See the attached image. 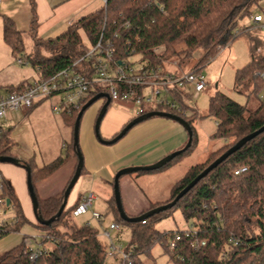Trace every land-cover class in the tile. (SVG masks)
Masks as SVG:
<instances>
[{"label": "trees", "instance_id": "obj_1", "mask_svg": "<svg viewBox=\"0 0 264 264\" xmlns=\"http://www.w3.org/2000/svg\"><path fill=\"white\" fill-rule=\"evenodd\" d=\"M262 1L108 0L106 6L103 4L96 11L68 25L58 35L42 38L38 35L36 1L30 0V29L27 32L20 31L11 17L3 15L2 35L15 56L25 51V37H31L32 48L26 59L37 68L40 78H48L73 65L87 53L90 46L97 43L101 35L103 44L108 41L113 47L118 61L138 56L149 66L167 68L166 63L172 60L181 68L195 59L191 70L200 72L222 47L251 29L253 23L246 25L243 21L252 19L258 13L255 9L260 7ZM253 41L251 59L236 71L234 82L235 89L245 94L248 101L251 96L260 97L264 85V50L257 51L261 47L264 49V39L255 36ZM156 48L160 50L156 51ZM87 66H90V62L85 60L76 65L80 71ZM24 85L21 82L17 86H10L7 91H14ZM98 93L92 94L89 100ZM155 110L172 112L189 121L194 145L195 113L185 115L176 110ZM78 112L62 116L73 127V132ZM209 115L217 123L214 137L224 140L221 151H213L211 160L210 155L206 161L189 168L185 176L172 187L171 198L165 203L172 201L191 180L242 137L264 125V100L252 109L248 102L241 104L217 90L210 97ZM10 132V128L3 129L0 126V155H12L10 144L13 138ZM21 160L31 166L33 184L49 176L61 164L59 159L38 168L30 161ZM244 165L248 166V170L236 175L235 170ZM84 169L83 166L81 175ZM3 181L4 189L0 197L10 199L8 208L14 209L16 220L5 227L7 235L19 232L24 223L31 221L26 218L13 187ZM38 200L40 214L50 219L58 212L64 193L45 199L38 197ZM76 205L68 206L67 203L61 216L50 226L42 225L37 220L32 222L43 230L40 236L43 244L49 247L48 252L36 261H31L22 241L0 255V264H123L119 256L113 259L107 257L103 241L98 237L99 227L87 223L77 225L69 221ZM111 206L114 221L131 227L134 232V240L125 247L133 260L132 264H145V259L153 256L152 250L156 246H161L163 253L168 256L166 264H264V132L210 171L174 207L147 217L144 224L141 221L123 220L114 198ZM176 207H181L186 220H193L196 232L192 236H183L172 250L169 242L175 238L176 232L182 230L159 232L151 224ZM47 236L53 239V243L47 240ZM203 240L205 245L195 246Z\"/></svg>", "mask_w": 264, "mask_h": 264}, {"label": "rangeland", "instance_id": "obj_2", "mask_svg": "<svg viewBox=\"0 0 264 264\" xmlns=\"http://www.w3.org/2000/svg\"><path fill=\"white\" fill-rule=\"evenodd\" d=\"M99 3L101 6L103 5L102 0ZM256 11L264 13V0L261 2L260 7L255 9ZM3 15L6 14L0 11V91L1 93H7V89L10 86H17L21 82L25 84L33 83L40 78V74L37 68L28 63L26 59L32 48L31 37H25V51L17 56L12 53L11 48L3 40ZM246 22V25H248L249 19L243 21V23ZM257 25H253L250 27L251 29L227 43L214 58L202 67L200 72L205 77L206 86L196 98L191 97V103L195 108L192 109V112H188L189 115L194 113L197 115L193 122L196 132L194 145L185 153L174 158L170 165L163 169L129 173L120 178L122 202L129 216H138L152 208L166 204L165 202L171 198L172 183L183 178L192 166L206 161L213 151L220 150L224 140L214 137L217 123L209 115L210 97L217 90L228 94L241 104L248 102L249 107L252 109L257 108L261 100H264V85L260 91V97L251 96L249 101L245 94L239 93L234 87L236 71L244 67L251 59V53L254 51L253 38L260 36V38L264 39V28L260 29ZM56 35L58 34H39V37L48 38ZM263 50L262 47L257 49L258 52H263ZM20 58L23 59V63L19 62ZM195 62L196 60L194 59L179 68L176 61L170 60L166 63V66L172 71L187 72L191 70ZM188 88L190 92L193 91L191 86ZM51 104L52 100L46 99L31 109L21 108L11 114L8 119H0V126L3 129H11L10 134L13 139L10 144V153L13 156L30 161L38 168L50 165L61 159V164L49 176L35 181V190L37 196L41 199L64 193L78 164V155L74 146L73 127L66 123L62 116L53 113ZM98 105L99 100L84 112L80 122L79 145L83 157L81 135L85 124L90 122L89 118L92 117L89 124H92L93 128L95 127L99 113ZM115 105L117 106L115 107ZM155 109H157V106L154 103L147 102L145 104L146 111ZM92 110L95 111L94 116L91 115ZM137 110L138 106L132 100H118L116 104H110L100 123V135L102 138L111 139L116 132H120L129 119L135 116ZM14 126L16 127L14 128ZM213 157L211 155L210 160ZM2 164H10L12 167H18L26 171L22 165L0 163V165ZM1 174L3 179L13 187L17 197L18 195L19 197L23 195L18 182L16 181L17 184L14 183L15 178L12 175H5L2 171ZM89 182L88 179L82 177L73 188L69 201H71L76 192L87 193L90 187ZM111 197L108 201L105 196L98 195L97 199L94 200L93 207L87 213L80 216L73 215L69 217V221L77 225H82L89 221L92 226L99 227L101 231L102 228L99 226L98 220L92 218V211L102 214L104 216L102 226L108 227L115 219L111 206L114 190ZM22 206L24 207L26 218L29 219L26 215L28 210H26L23 203ZM27 207L30 210L31 206ZM14 218L15 211L13 208L9 207L5 212L0 210V224ZM32 221H36L35 217H33ZM32 221L24 223L19 232L13 233L21 237L22 235H42L43 230L33 224ZM151 225L157 231L164 232L192 228L194 223L192 219L186 220L181 207H176L167 211L160 220H155ZM119 226L120 230L111 233L112 239L127 247L134 240V232L129 226L122 224ZM98 237L101 241L105 240L101 234ZM152 255V257L145 259V264H166L169 261L161 246H156L152 250Z\"/></svg>", "mask_w": 264, "mask_h": 264}, {"label": "built area", "instance_id": "obj_3", "mask_svg": "<svg viewBox=\"0 0 264 264\" xmlns=\"http://www.w3.org/2000/svg\"><path fill=\"white\" fill-rule=\"evenodd\" d=\"M107 1L102 0L104 6ZM71 23L69 22V24ZM252 23L254 26L258 24L260 29L264 28V13L260 12L252 16ZM127 42L129 43V41ZM155 50L159 51L160 48ZM82 60L90 62V66L80 71L76 65ZM19 62L23 63V59L20 58ZM189 86L192 87V92L189 91ZM205 86L206 80L201 72L193 70L177 72L161 66H149L148 62L139 60L138 56L118 61L114 56L113 47L108 41L104 45L103 35H101L97 43L90 46L87 53L77 59L73 65L61 69L48 78H39L33 83L25 84L24 87L14 91H7V93L0 91V119H8L19 109H30L46 99L52 100L51 108L55 115H70L74 111H80L92 94L96 92L108 93L111 99L110 104H116L118 100L134 101L138 106L136 116L146 111L145 104L147 102L154 103L157 108L176 110L189 115L188 112H192V109L195 108L191 103V97L196 98ZM105 100V98L99 100L100 108ZM247 170L248 166L244 165L238 167L235 174L239 175ZM3 180L0 172V193L4 189ZM94 200L95 195L92 191L83 194L73 210V215L80 216L87 213L93 207ZM9 205L5 198L0 197V210L5 212ZM92 218L97 219L102 228L99 234L105 238L103 244L107 250V257L113 259L119 256L122 258L123 264H132L130 253L121 243L115 242L111 236L112 232L120 230L119 224L112 221L108 227H103L104 216L96 211H92ZM14 221H16L15 218L0 224V238L5 236V227ZM141 222L144 224L146 221L144 219ZM85 223L91 225L89 221ZM195 232V226L176 232L175 238L169 242V248L175 249L177 241L181 240L183 236H192ZM46 238L53 243V239L48 236ZM23 241L31 261H36L49 250V247L43 244L41 236L25 235ZM205 243L203 240L197 242L195 246L200 247Z\"/></svg>", "mask_w": 264, "mask_h": 264}, {"label": "crops", "instance_id": "obj_4", "mask_svg": "<svg viewBox=\"0 0 264 264\" xmlns=\"http://www.w3.org/2000/svg\"><path fill=\"white\" fill-rule=\"evenodd\" d=\"M35 1L39 22L38 35L59 34L70 25L69 22H76L101 7L100 0ZM0 11L11 17L20 31L27 32L30 29L32 19L30 0H0ZM248 23V25L252 23L251 19ZM100 105L99 103V110ZM94 113L95 111L92 110L91 115L94 116ZM135 116L131 117L129 121ZM89 119L91 122L92 117ZM90 122L85 124L81 135L85 169L79 180L85 177L90 181L89 191L94 193L95 200L98 195L105 196L108 201L112 198L114 190L112 181L120 169L157 162L167 154L182 148L188 138L185 128L180 123L169 118L154 116L135 125L118 142L106 145L97 139L92 124H89ZM0 171L5 175H12L15 178V184H17L16 181L18 182L23 194L20 197L18 195V198L21 205L23 203L28 210L26 215L32 221L35 216L27 187V172L21 168L12 167L10 164L0 165ZM175 183L176 181L171 186L173 187ZM83 194L76 192L69 201L71 192L68 198V206L77 204ZM27 206H31L30 210ZM24 236H17L12 232L1 237L0 255L17 246L23 241Z\"/></svg>", "mask_w": 264, "mask_h": 264}, {"label": "water", "instance_id": "obj_5", "mask_svg": "<svg viewBox=\"0 0 264 264\" xmlns=\"http://www.w3.org/2000/svg\"><path fill=\"white\" fill-rule=\"evenodd\" d=\"M102 98H105L106 100L99 110V113H98V116H97V119L95 122L94 130H95V135H96L97 139L103 144L111 145V144L118 142L135 125H137L140 122H143L149 118H152L154 116L172 119V120L180 123L188 133V141L184 147L167 154L166 156H164L163 158H161L160 160H158L157 162H154L152 164L127 166V167L120 169L115 174V177L113 180L114 199H115L116 207L119 211L121 218L127 222H140V221L146 219L147 217L153 216L154 214H158L160 212L171 209L201 179H203L205 176H207L210 173V171H212L214 168H216L220 163H222L224 160H226L230 155L237 152L247 142L251 141L256 136H258L259 134L264 132V125H263L261 128L257 129L256 131L242 137L235 145L230 147L226 152H224L214 162H212L208 167H206L200 174H198L193 180H191L189 182V184L186 185L172 201H170L166 204H163L161 206L152 208V209L148 210L147 212H145L144 214H141L138 216H129L126 213L124 206H123V202H122V196H121V190H120V178L123 175L129 174V173L145 172V171L148 172V171H154V170L161 169L166 164L171 162L174 158H176L178 155L182 154L183 152H185L187 149H189L192 146L193 130H192V127H191L189 121H187L185 118H183L177 114H174L172 112L162 111V110H152V111L145 112L143 114L137 115L134 118H132L122 128V130L120 132H118V134H116L113 138H111V139L102 138V136L100 135V123H101V120L104 117V115L108 109V106L110 105L111 99H110V96L108 93H105V92L98 93L94 97H92L90 100H88L77 114L75 125H74V146H75V149H76L77 155H78V164H77V168H76V171H75L72 179L70 180L68 186L65 189L64 200H63V202H62V204H61V206H60V208H59V210L55 216H52L50 219H45L40 214L39 200H38V196H37V193L35 190V186H34L33 181H32L31 166L29 164H27L26 162L22 161L18 157H15L12 155H0V163H11V164H15V165H22L26 169L27 187H28V191H29V194H30V197L32 200L34 216H35L36 220L42 225L50 226L57 218H59L61 216V214L63 213V211L65 210V208L67 206L68 198H69L73 188L75 187L76 183L78 182V180L81 176L82 168L84 166V157H83V154L80 150V145H79L80 122H81V119L83 117L84 112L92 104H94L95 102H97L98 100H100ZM6 202H7V204H10V199H6Z\"/></svg>", "mask_w": 264, "mask_h": 264}]
</instances>
